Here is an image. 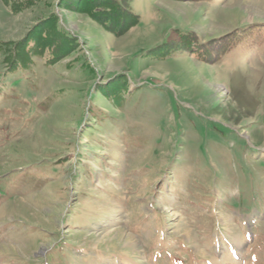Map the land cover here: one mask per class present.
Wrapping results in <instances>:
<instances>
[{
	"label": "rangeland",
	"instance_id": "rangeland-1",
	"mask_svg": "<svg viewBox=\"0 0 264 264\" xmlns=\"http://www.w3.org/2000/svg\"><path fill=\"white\" fill-rule=\"evenodd\" d=\"M123 2L0 0V264H264V0Z\"/></svg>",
	"mask_w": 264,
	"mask_h": 264
},
{
	"label": "trees",
	"instance_id": "trees-1",
	"mask_svg": "<svg viewBox=\"0 0 264 264\" xmlns=\"http://www.w3.org/2000/svg\"><path fill=\"white\" fill-rule=\"evenodd\" d=\"M16 3H18V5L20 6H26L27 3H28V0H15ZM20 1V2H19ZM124 0H88V2L91 3V8H92V17H94L95 19H98L95 17V15H101V16H105L108 18V20L105 21V23H109V25H112L113 24V21H114V16H117V15H121V20L125 19L126 16H125V11L124 10ZM18 6V7H20ZM18 7H15L14 8H18ZM126 7V6H125ZM22 8V7H20ZM122 20V21H123ZM126 22V21H123V23ZM31 39H34V36H32ZM30 38L27 40L28 42H30L31 40ZM36 41L32 44L33 46V49H35L34 53L35 55H40V47L39 45H35ZM155 55V54H153ZM21 60L18 61L16 60V65H19V63H21V68H24L23 64H22V58H20ZM203 59L205 60V56L203 57ZM18 61V62H17ZM15 69H18V66L17 67H14L13 70Z\"/></svg>",
	"mask_w": 264,
	"mask_h": 264
}]
</instances>
